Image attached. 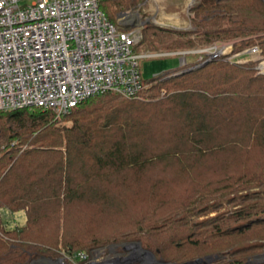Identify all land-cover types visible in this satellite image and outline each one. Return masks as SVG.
I'll return each instance as SVG.
<instances>
[{
    "label": "trees",
    "instance_id": "16d2710c",
    "mask_svg": "<svg viewBox=\"0 0 264 264\" xmlns=\"http://www.w3.org/2000/svg\"><path fill=\"white\" fill-rule=\"evenodd\" d=\"M100 8L117 22L112 0ZM191 11L193 31L147 25L142 41L191 49L200 45L182 38L194 34L264 57V0H199ZM228 56L187 54L137 96L97 94L64 116L0 111V210L26 215L8 229L0 211V264L126 241L171 264L213 255L247 264L263 253L264 73L257 59Z\"/></svg>",
    "mask_w": 264,
    "mask_h": 264
},
{
    "label": "built area",
    "instance_id": "2783aa9c",
    "mask_svg": "<svg viewBox=\"0 0 264 264\" xmlns=\"http://www.w3.org/2000/svg\"><path fill=\"white\" fill-rule=\"evenodd\" d=\"M137 22L123 12L114 23L100 0H0V111L40 107L59 117L108 91L137 96L147 85L138 59L151 55L134 51ZM78 257L88 256L72 263Z\"/></svg>",
    "mask_w": 264,
    "mask_h": 264
},
{
    "label": "rangeland",
    "instance_id": "374dc122",
    "mask_svg": "<svg viewBox=\"0 0 264 264\" xmlns=\"http://www.w3.org/2000/svg\"><path fill=\"white\" fill-rule=\"evenodd\" d=\"M32 0H27L28 3H30ZM114 2V11L117 12V19L119 18L121 13H129L134 16L135 21H138L134 25L138 28L140 40L137 42V49L139 53H146L151 54L148 56H141L138 59L139 62V68L141 71V75L144 80L151 79L155 75L162 74L164 72L173 71L180 66L186 65V55L187 54H197L198 58H209V55L214 54L215 52L222 51V53H225V55H229L227 57L228 60H237L239 63L247 62L248 60H258L259 62L262 61L260 57L261 51L259 55H256L257 53L250 52L246 48L239 52H233V42L232 41H215L211 44H204L201 45L202 41H200V38L198 39L197 36L194 34L192 36H184L182 39H187L190 37L193 39L195 44L200 45L196 48L191 49H170L166 50L164 49V46L159 44L158 48H151L149 45L150 43H146V41L143 40V32L144 27L147 25H151L153 27H164V28H171L174 30L179 31H193L195 29V25L193 24L192 18L194 16V12L191 11L192 7L196 5V3L199 0H135V3L133 6L129 8H122L124 4H121V6L118 5L119 0H112ZM149 31H152L149 30ZM175 37V36H174ZM177 37V36H176ZM175 37V38H176ZM152 39H155V36H152ZM157 43V42H156ZM152 43V44H156ZM254 47V46H253ZM224 55V54H223ZM218 57V56H216ZM212 57V58H216ZM260 59V60H259ZM181 61L184 63L181 64ZM149 84L146 85L145 88H147ZM165 89L162 90V94L165 93ZM52 111V110H51ZM55 114V112L53 111ZM67 124H71V121H67ZM181 186L176 185L173 188L167 189V191H176V189H180ZM154 197H151L149 194L146 196H143L140 201H143V204L145 203L149 207L150 202ZM140 205V204H138ZM1 215L3 218V222L6 226V228H13L14 226H21L26 223V215L24 211H18V212H11L8 209H1ZM81 212V211H80ZM83 213H87L82 211ZM90 216V215H89ZM81 219H84V217H81ZM106 226V225H105ZM79 229V228H78ZM77 229V230H78ZM103 229V227H102ZM107 231V230H106ZM112 232V230L110 229ZM82 236L86 235L85 230H81ZM112 239V238H111ZM138 244L141 245L140 242L136 241H126V242H110L108 244H105L104 246H101L99 248H95L93 250H90L89 252H85L87 254V259H85V264H147L146 261L142 257L139 258V256H132V253L134 250L138 248ZM142 248V245H141ZM144 249V248H142ZM147 250V249H145ZM137 253L141 250H136ZM150 251V250H149ZM79 252L84 251H78L73 254L65 253V251H62V255L56 259H41V257L34 259L31 261L30 264H74L72 263V260L75 257V254ZM208 257V258H207ZM203 258V262L200 264H216L218 262V256H207ZM71 258V259H70ZM76 264H80L79 261H81L80 257ZM156 260L162 261L161 259H158L155 256ZM60 261H57L59 260ZM43 260V261H42ZM62 262V263H58ZM190 262V261H187ZM264 262V252L261 254L256 255L255 257L251 258L247 264H260ZM186 263V262H184ZM154 264H162L160 262H154ZM163 264H171L169 262H164ZM183 264V263H178ZM198 264V263H194Z\"/></svg>",
    "mask_w": 264,
    "mask_h": 264
},
{
    "label": "water",
    "instance_id": "95a60500",
    "mask_svg": "<svg viewBox=\"0 0 264 264\" xmlns=\"http://www.w3.org/2000/svg\"><path fill=\"white\" fill-rule=\"evenodd\" d=\"M138 249L142 251V254H143V255H150L152 258L155 259V255H154V253L151 252V251H149V250L142 249L140 244H138ZM42 258H44V259H49V258H46V257H44V256H42ZM207 258H208V257H207ZM50 260H51V259H50ZM203 261H205V260H203L202 258H199V259H197V260H195V261H190V262H186V263H183V264H194V263H198V264H200V263L203 262ZM159 262H161V261H159ZM161 263H163V261H162Z\"/></svg>",
    "mask_w": 264,
    "mask_h": 264
},
{
    "label": "flooded vegetation",
    "instance_id": "af4514ba",
    "mask_svg": "<svg viewBox=\"0 0 264 264\" xmlns=\"http://www.w3.org/2000/svg\"><path fill=\"white\" fill-rule=\"evenodd\" d=\"M136 250H138L139 251V249L137 248ZM136 250H134L133 251V253H132V256H139V258L140 257H142L143 259H144V261H151L153 264H154V262L156 261V262H159V260H156V258L154 259V258H152L150 255H143V254H141V252L142 251H139L138 253H137V251ZM162 262V261H161ZM160 262V263H161ZM149 263V262H148ZM163 264V263H162Z\"/></svg>",
    "mask_w": 264,
    "mask_h": 264
},
{
    "label": "bare ground",
    "instance_id": "6f19581e",
    "mask_svg": "<svg viewBox=\"0 0 264 264\" xmlns=\"http://www.w3.org/2000/svg\"><path fill=\"white\" fill-rule=\"evenodd\" d=\"M141 254H142V252H141ZM57 261H60V259L59 260H57ZM149 262V263H148ZM58 263H62V262H58ZM147 264H153L151 261H147Z\"/></svg>",
    "mask_w": 264,
    "mask_h": 264
},
{
    "label": "crops",
    "instance_id": "0c3cea01",
    "mask_svg": "<svg viewBox=\"0 0 264 264\" xmlns=\"http://www.w3.org/2000/svg\"><path fill=\"white\" fill-rule=\"evenodd\" d=\"M43 261V260H42Z\"/></svg>",
    "mask_w": 264,
    "mask_h": 264
}]
</instances>
